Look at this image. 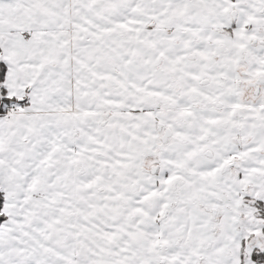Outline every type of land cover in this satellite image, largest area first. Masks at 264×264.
<instances>
[{
  "label": "snow or ice",
  "instance_id": "6c2138e0",
  "mask_svg": "<svg viewBox=\"0 0 264 264\" xmlns=\"http://www.w3.org/2000/svg\"><path fill=\"white\" fill-rule=\"evenodd\" d=\"M0 264H264V0H0Z\"/></svg>",
  "mask_w": 264,
  "mask_h": 264
}]
</instances>
